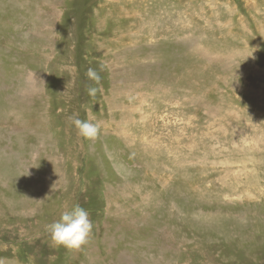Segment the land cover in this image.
I'll use <instances>...</instances> for the list:
<instances>
[{"label": "rangeland", "instance_id": "1", "mask_svg": "<svg viewBox=\"0 0 264 264\" xmlns=\"http://www.w3.org/2000/svg\"><path fill=\"white\" fill-rule=\"evenodd\" d=\"M0 264H264V0H0Z\"/></svg>", "mask_w": 264, "mask_h": 264}, {"label": "clouds", "instance_id": "2", "mask_svg": "<svg viewBox=\"0 0 264 264\" xmlns=\"http://www.w3.org/2000/svg\"><path fill=\"white\" fill-rule=\"evenodd\" d=\"M34 75V74H33ZM86 77L99 85L101 77L99 73L88 68ZM99 89L90 87L87 89L88 94L95 96ZM77 130V135L86 140H95L100 133V124L93 122L92 118L80 119L78 114L69 117ZM31 159L35 162L40 160L39 152H33ZM36 209H30L25 215H36ZM54 244L63 246L69 250H79L88 242V238L93 230V222L90 219V213L80 204H76L71 209L64 210L57 221L46 226ZM5 247H7L5 245Z\"/></svg>", "mask_w": 264, "mask_h": 264}]
</instances>
